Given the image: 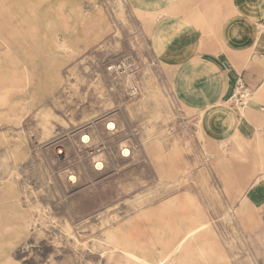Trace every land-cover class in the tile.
Masks as SVG:
<instances>
[{
    "label": "rangeland",
    "instance_id": "obj_1",
    "mask_svg": "<svg viewBox=\"0 0 264 264\" xmlns=\"http://www.w3.org/2000/svg\"><path fill=\"white\" fill-rule=\"evenodd\" d=\"M160 2L0 0V264H264L245 148L201 124L202 54L151 40L200 0Z\"/></svg>",
    "mask_w": 264,
    "mask_h": 264
},
{
    "label": "crops",
    "instance_id": "obj_2",
    "mask_svg": "<svg viewBox=\"0 0 264 264\" xmlns=\"http://www.w3.org/2000/svg\"><path fill=\"white\" fill-rule=\"evenodd\" d=\"M131 1L137 6V0ZM171 1L175 0H161L149 10H163ZM203 17L209 23H203ZM156 30L162 32L151 37L152 42L158 51L165 44L175 63L186 61L188 56L179 55L197 47L202 54L204 75L200 72L193 83L205 97V101L200 98L201 124L209 137L230 139L238 148H245L246 165L249 173L253 169V177L243 199L264 224V0H200L199 16L185 13L184 21L159 17ZM238 82L250 90L243 107L231 103ZM262 254L264 257V250Z\"/></svg>",
    "mask_w": 264,
    "mask_h": 264
},
{
    "label": "built area",
    "instance_id": "obj_3",
    "mask_svg": "<svg viewBox=\"0 0 264 264\" xmlns=\"http://www.w3.org/2000/svg\"><path fill=\"white\" fill-rule=\"evenodd\" d=\"M121 66L122 63H118L117 65H114V67H118V68H121ZM128 91L130 95L138 94V89L134 85H130L128 87ZM249 97H250V90L248 89V87L245 86L242 82H238L235 87V92L231 97V103L236 107H243L244 105L247 104Z\"/></svg>",
    "mask_w": 264,
    "mask_h": 264
},
{
    "label": "bare ground",
    "instance_id": "obj_4",
    "mask_svg": "<svg viewBox=\"0 0 264 264\" xmlns=\"http://www.w3.org/2000/svg\"><path fill=\"white\" fill-rule=\"evenodd\" d=\"M113 127H114V125H113L112 122H109V123L107 124V128H108V129H112ZM82 139H83V142H87V141L89 140V138H88L87 135H84V136L82 137ZM121 153H122L123 155H128L129 151H128L127 148H121ZM95 166H96V168H101L102 163L99 162V161H97V162H95ZM73 178H74V176L71 175V176H70V180H72ZM166 258H167V257H166ZM166 258H164V259H166ZM131 259H133V260H137L138 262H140L136 256H133V258H131ZM159 264H161V263L159 262Z\"/></svg>",
    "mask_w": 264,
    "mask_h": 264
}]
</instances>
